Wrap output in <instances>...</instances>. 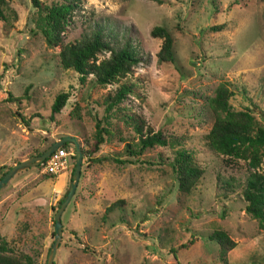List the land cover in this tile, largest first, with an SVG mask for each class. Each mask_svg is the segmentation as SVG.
Instances as JSON below:
<instances>
[{
	"label": "rangeland",
	"instance_id": "obj_1",
	"mask_svg": "<svg viewBox=\"0 0 264 264\" xmlns=\"http://www.w3.org/2000/svg\"><path fill=\"white\" fill-rule=\"evenodd\" d=\"M79 5L64 41L78 39L95 22L130 38L141 57L126 77L133 86L123 105L168 144L127 156L124 143L137 135L104 99L117 85L97 84L93 76L81 82L76 71L62 68L60 46L45 43L32 0L8 2L5 12L13 10L17 18L9 28L0 20V174L64 135L75 136L86 149L96 123L111 132L94 156L83 157L77 187L61 214L55 264H264V227L246 212L238 186L227 194L220 188L219 178L243 181L248 164L225 162L206 142L213 121L208 102L221 82L232 91V108L249 109L264 125V0H80ZM156 25L172 35L173 63L157 61L161 39L150 35ZM214 25L222 27L213 30ZM59 92L69 96L52 115ZM66 148L74 152L72 143ZM179 148L192 151L203 169L188 193L178 190L171 165ZM100 155L109 158L96 161ZM73 165L61 189L58 175L45 176L39 165L17 172L0 188L5 253L46 264L54 214ZM257 170L264 173V157ZM120 199V208L104 214ZM216 229L236 242L226 262L208 237Z\"/></svg>",
	"mask_w": 264,
	"mask_h": 264
},
{
	"label": "trees",
	"instance_id": "obj_2",
	"mask_svg": "<svg viewBox=\"0 0 264 264\" xmlns=\"http://www.w3.org/2000/svg\"><path fill=\"white\" fill-rule=\"evenodd\" d=\"M10 1L0 0V20L7 28L11 27L17 18V14L13 10L5 12ZM32 2L37 9L36 24L45 43L49 47L60 46L58 58L62 68L76 71L81 82L85 81L88 76H93L97 84L117 85L114 89L106 92L104 99L106 107H118L123 119L133 127L137 135L136 140L134 137L131 141L124 143V152L127 156L140 155L146 148L154 145L168 144L160 131H155L150 126L144 129L141 118L138 119L133 114H129L128 109L123 105V100L128 93L132 92L133 86V83L128 82L126 77L132 71L133 66L140 62L141 57L132 40L125 37L124 34L118 33L108 24L95 22L87 25V29L81 33L78 39L65 42L63 39L65 30L72 22L75 10L79 9L80 0H61L50 3L32 0ZM221 27L222 25H214L211 28L218 30ZM150 35L161 39L156 52L157 61L161 64L173 63L175 61L173 38L169 30L164 26L156 25L150 29ZM231 95L230 87L221 82L209 99L208 106L213 121L206 134V142L213 151L224 157L225 162L234 163L238 160L247 162L249 170L243 181H236L233 177L219 178L220 188L222 194H227L234 192L238 186L245 201L246 212L258 219L260 225L264 227V173L257 170L264 157V125L255 119L249 109L236 110L232 108L229 102ZM68 96L67 92H59L55 95L51 104L52 115L61 111ZM16 100L18 99L16 98ZM105 134L111 135V132L101 127L100 123H96L92 141L90 143L85 141L86 149L84 146L81 147L83 157L94 156L104 141ZM68 144L69 142H65L61 147H66ZM43 151L44 149L38 150L36 154ZM95 158L96 161H102L109 157L100 155ZM71 159L74 163V152ZM112 159L120 163L129 160L117 157H112ZM44 162L39 166H42ZM171 165L177 175L178 190L188 193L195 189L203 174V169L196 162L193 152L185 148L176 149ZM1 168L3 167L0 166ZM7 170L8 168L1 172L0 178ZM45 176L54 177L55 175L45 173ZM61 201L62 199L59 204ZM120 202L122 203L123 200L120 199L108 205L104 214L112 211L115 207L119 206L120 208ZM208 237L218 244L219 257L221 261L226 262L227 254L236 245V242L227 232L220 229L213 230ZM6 250V244L1 243L0 264H29L21 257L5 253ZM172 252L175 255L174 248Z\"/></svg>",
	"mask_w": 264,
	"mask_h": 264
},
{
	"label": "water",
	"instance_id": "obj_3",
	"mask_svg": "<svg viewBox=\"0 0 264 264\" xmlns=\"http://www.w3.org/2000/svg\"><path fill=\"white\" fill-rule=\"evenodd\" d=\"M69 142L73 144L74 147V165H73V172L71 175L70 186L68 188L67 193L64 195L62 201L60 202L57 210L54 214V224H53V241L49 248L46 264H55L54 258L56 254V250L58 249L59 242L61 241V235L63 232V226L61 222V214L64 211L65 207L67 206L68 202L70 201L71 197L73 196L75 189L77 187L78 180L80 178L81 167H82V160H83V153L81 149V144L79 140L73 135H64L59 139H56L52 142L48 147L44 149V151L40 154H35L29 156L25 159H22L13 165H11L8 170L4 173V175L0 178V188L3 187L6 182L17 172L40 165L46 158L59 146L63 143Z\"/></svg>",
	"mask_w": 264,
	"mask_h": 264
},
{
	"label": "built area",
	"instance_id": "obj_4",
	"mask_svg": "<svg viewBox=\"0 0 264 264\" xmlns=\"http://www.w3.org/2000/svg\"><path fill=\"white\" fill-rule=\"evenodd\" d=\"M73 149L59 146L45 160L40 171L58 175L71 167Z\"/></svg>",
	"mask_w": 264,
	"mask_h": 264
},
{
	"label": "crops",
	"instance_id": "obj_5",
	"mask_svg": "<svg viewBox=\"0 0 264 264\" xmlns=\"http://www.w3.org/2000/svg\"><path fill=\"white\" fill-rule=\"evenodd\" d=\"M66 176H67V171L60 173L58 174V176L55 177L57 188L61 189L60 187H62L66 181Z\"/></svg>",
	"mask_w": 264,
	"mask_h": 264
}]
</instances>
